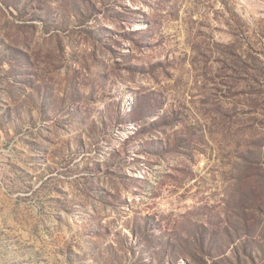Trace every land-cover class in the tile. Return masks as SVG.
<instances>
[{
	"label": "rangeland",
	"instance_id": "rangeland-1",
	"mask_svg": "<svg viewBox=\"0 0 264 264\" xmlns=\"http://www.w3.org/2000/svg\"><path fill=\"white\" fill-rule=\"evenodd\" d=\"M0 264H264V0H0Z\"/></svg>",
	"mask_w": 264,
	"mask_h": 264
},
{
	"label": "trees",
	"instance_id": "trees-1",
	"mask_svg": "<svg viewBox=\"0 0 264 264\" xmlns=\"http://www.w3.org/2000/svg\"><path fill=\"white\" fill-rule=\"evenodd\" d=\"M148 230H149L148 225H146V232H148ZM201 246H202V249L204 250V247H203L204 244H203V243L201 244ZM209 248H210V247H209ZM204 251H207V250H204ZM208 252H209V249H208Z\"/></svg>",
	"mask_w": 264,
	"mask_h": 264
}]
</instances>
